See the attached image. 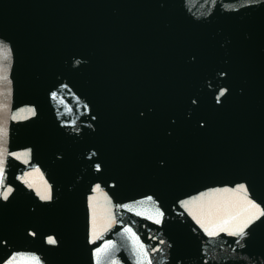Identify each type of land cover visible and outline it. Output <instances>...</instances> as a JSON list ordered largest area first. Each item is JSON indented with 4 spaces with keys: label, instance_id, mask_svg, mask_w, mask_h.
<instances>
[{
    "label": "water",
    "instance_id": "95a60500",
    "mask_svg": "<svg viewBox=\"0 0 264 264\" xmlns=\"http://www.w3.org/2000/svg\"><path fill=\"white\" fill-rule=\"evenodd\" d=\"M0 181V264H264V0H0Z\"/></svg>",
    "mask_w": 264,
    "mask_h": 264
},
{
    "label": "snow or ice",
    "instance_id": "6c2138e0",
    "mask_svg": "<svg viewBox=\"0 0 264 264\" xmlns=\"http://www.w3.org/2000/svg\"><path fill=\"white\" fill-rule=\"evenodd\" d=\"M222 94V93H221ZM53 98L56 97V93H53ZM29 114H32V110H28ZM24 155H27L25 153ZM2 183V181H0ZM11 189H8L7 192L3 193L4 197L7 198L8 192H10ZM227 191V190H226ZM245 191L244 187L241 185L239 192L243 193ZM41 199L48 200L50 199V195L47 191H43L40 193ZM244 206L241 210L236 211L235 215L232 217V222L225 221L223 224H214L212 227H219L221 231H229L230 234L234 235H243L245 228L252 222V220L256 219L257 216H264V210L260 209L256 204L252 203V201L248 200L246 197L243 198ZM195 201H186L184 202V207L189 208V205L194 204ZM234 208L237 207V205H232ZM191 211V209L189 208ZM195 214V213H194ZM157 217H160L162 213L157 212ZM159 223V219L156 221ZM201 222V221H198ZM210 222V221H209ZM203 226V224H202ZM206 231H208L209 235H216L215 231L210 230L209 228H205ZM125 231H130V229H125ZM55 241L51 238L49 239V243H54ZM140 250L143 252V246H141ZM144 255H147L145 252ZM33 260H36L35 257H32ZM9 264H12L10 261Z\"/></svg>",
    "mask_w": 264,
    "mask_h": 264
}]
</instances>
